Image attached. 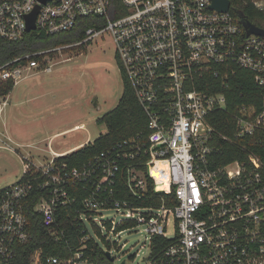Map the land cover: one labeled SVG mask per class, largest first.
I'll use <instances>...</instances> for the list:
<instances>
[{"label":"built area","instance_id":"obj_1","mask_svg":"<svg viewBox=\"0 0 264 264\" xmlns=\"http://www.w3.org/2000/svg\"><path fill=\"white\" fill-rule=\"evenodd\" d=\"M211 4L212 0H0V38L9 41L31 31L60 33L80 18H99L77 42L1 64L0 81L15 85L26 71H50L53 58L107 33L120 75L130 83L148 130L143 143L131 139L124 142L130 144L128 150L102 152L81 167L58 163L59 155L40 165L25 158L19 179L0 188V264H15L16 247L31 237L24 209L29 196L39 193L33 210L58 239L64 231L56 228V211L76 201L70 190L77 184L86 192L79 219L91 221L109 242V234L145 225L151 264H264V162L247 153L243 160L223 163L211 143L214 131L209 122V115L225 106L222 89L237 69L249 70L256 84L264 86V37L247 34L231 4L226 11ZM253 4L264 9V0ZM37 6L35 29L27 31L26 18ZM7 95L0 96V112ZM232 117L235 138L251 136L264 146V105L242 104ZM140 153L148 157L146 170L125 167L130 192L143 196L148 179L159 176L173 188V205H136L112 198L116 179L124 176L122 172L118 178L123 170L119 161ZM159 162L165 164L164 177ZM110 209L119 217L102 219V212ZM169 215L175 220L173 235L166 233ZM124 222L131 224L118 229ZM89 236L87 229L82 240ZM155 236L168 240L158 254L153 253ZM30 261L88 264L79 249L66 258L42 255L37 249Z\"/></svg>","mask_w":264,"mask_h":264},{"label":"trees","instance_id":"obj_2","mask_svg":"<svg viewBox=\"0 0 264 264\" xmlns=\"http://www.w3.org/2000/svg\"><path fill=\"white\" fill-rule=\"evenodd\" d=\"M254 0H230L233 12L241 19L248 21L258 27L264 29V9H258L253 4ZM99 18L87 17L77 20L74 27L70 30L56 34L45 35L37 31L27 32L24 37L17 41H9L0 38V65L14 57L39 50L53 47L55 45L74 43L81 40L84 32L94 20ZM75 48H82L80 46ZM123 80V91L117 105L96 119L97 123H104L106 132L100 134L92 142H87L78 149L55 157L58 163L64 162L69 168L81 167L87 161L95 158L102 152L110 151L114 154L117 149L124 148L128 150L130 144L124 145V142L134 139L140 143L145 141L147 137V119L146 115L137 102L130 83L126 79ZM13 82L0 81V96L7 95L13 89ZM222 91L226 96L225 106L218 108L209 115L210 125L213 127L212 144L219 155L220 160L226 163L231 160H243L247 157V153H255L264 162V146L251 136L235 138L233 113L236 108L242 104H250L257 108L264 105V86L256 84L252 72L247 69H237L230 77L229 83L223 87ZM228 136L231 140H227L222 136ZM147 155L140 153L133 160L121 159L119 164L123 170L124 176L116 179L113 185V199H127L136 205H173V188L160 177L148 179V189L141 197L134 196L126 183L125 169L130 164L140 169L146 170L145 161ZM159 171L165 176V164L159 162ZM154 165L152 169L158 167ZM126 167V168H125ZM264 176V170H263ZM70 190V193L76 195V201L59 207L56 211V228L63 230L64 235L58 239L48 233L47 229L41 222V215L33 210V204L39 193L33 192L25 201L24 209L29 220L30 239L16 247L15 264H31V254L39 249L42 255H58L61 258L73 256L76 250H81L82 256L87 260L88 264H114V261L106 254L110 247L105 237L101 236L99 229L93 224L94 229L99 233L102 244L96 239L87 237V227L79 219V214L83 211L82 198L85 191L78 186ZM86 214H89L88 212ZM131 223L124 222L118 225V229ZM109 225V224H107ZM168 240L155 236L153 238V253L158 254L167 244Z\"/></svg>","mask_w":264,"mask_h":264},{"label":"rangeland","instance_id":"obj_3","mask_svg":"<svg viewBox=\"0 0 264 264\" xmlns=\"http://www.w3.org/2000/svg\"><path fill=\"white\" fill-rule=\"evenodd\" d=\"M114 49L113 40L106 33L80 49L72 47L53 58L50 71L23 73L24 77L13 86L14 90L7 97L0 117V128L6 131L5 136L10 137L6 143L0 142V188L19 179L24 167L22 157L30 154L40 165L52 157L51 148L64 150L87 137L92 142L106 132L105 124L97 123L96 119L117 105L123 91ZM25 90L27 93L24 94ZM32 91L39 94L37 99H26ZM2 117L9 120L6 129L2 125ZM81 122L85 127L53 136ZM102 214L105 220L115 212L110 209ZM84 223L89 233L102 244L93 223L87 220ZM174 227V217L169 215L166 233L173 235ZM144 228L145 225L136 224L119 235H108L114 264L122 261L126 264H151Z\"/></svg>","mask_w":264,"mask_h":264},{"label":"crops","instance_id":"obj_4","mask_svg":"<svg viewBox=\"0 0 264 264\" xmlns=\"http://www.w3.org/2000/svg\"><path fill=\"white\" fill-rule=\"evenodd\" d=\"M13 90H14V88L8 93L7 97L10 95V93ZM25 93H27V91L24 92V94ZM38 95L39 94H36L34 91H32V92L28 93L27 97H29V98H26V99H28V100L30 98L31 99H37L36 96H38ZM3 112H4V109H2V111L0 112V117L3 114ZM1 120H2V125L4 126V129H6V127L8 126L9 120L8 119L6 120L4 117H2ZM83 127H85L84 123H82V122L81 123H77V124H74L73 126H71L69 128H66V129H63V130H61L59 132H56L53 136H55L57 134H60V133L71 132V131H74L76 129H80V128H83ZM5 132H6L5 130L2 131L1 128H0V142H5L6 143V141L8 139H10L9 136H7V135L5 136V134H6ZM87 142H89L88 141V137L85 140L81 141V142H78V143H76V144H74V145H72L70 147L65 148L64 150L57 151V150H54V149L51 148V156L53 157V156H56V155H64L66 153H69L71 151H74V150L78 149L79 147H81L82 145H84ZM25 158L29 159L30 161H32V162H34L36 164V161L33 160V156L32 155L28 154L27 156L22 157V160H24ZM23 163H24V161H23Z\"/></svg>","mask_w":264,"mask_h":264},{"label":"water","instance_id":"obj_5","mask_svg":"<svg viewBox=\"0 0 264 264\" xmlns=\"http://www.w3.org/2000/svg\"><path fill=\"white\" fill-rule=\"evenodd\" d=\"M42 2H46L47 0H40ZM212 7L221 10V11H226L228 10L229 6H230V0H212ZM38 11V6L35 8V10L30 13L27 18H26V23H27V31H31L33 29H35V18H36V14ZM243 25L246 29L247 34H257L260 36L264 37V29L261 27H258L248 21H243ZM106 254L108 255V257H110V259L112 261H114V257L110 254L109 251L106 252ZM121 264H126L125 261H122Z\"/></svg>","mask_w":264,"mask_h":264}]
</instances>
